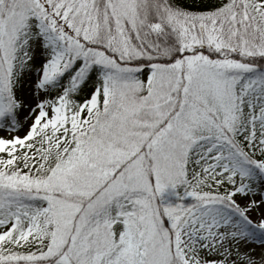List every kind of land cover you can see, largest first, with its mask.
<instances>
[{"label":"snow or ice","instance_id":"snow-or-ice-1","mask_svg":"<svg viewBox=\"0 0 264 264\" xmlns=\"http://www.w3.org/2000/svg\"><path fill=\"white\" fill-rule=\"evenodd\" d=\"M0 264H264V0H0Z\"/></svg>","mask_w":264,"mask_h":264},{"label":"rangeland","instance_id":"rangeland-1","mask_svg":"<svg viewBox=\"0 0 264 264\" xmlns=\"http://www.w3.org/2000/svg\"><path fill=\"white\" fill-rule=\"evenodd\" d=\"M256 198L259 199V196H257ZM255 215H256V213H253V216H255ZM247 247H248V250L254 251L255 253L259 254L261 252L260 239L258 238L255 241L250 242Z\"/></svg>","mask_w":264,"mask_h":264}]
</instances>
